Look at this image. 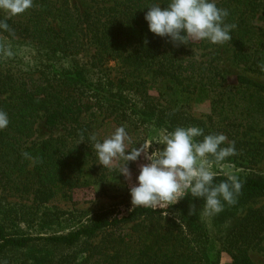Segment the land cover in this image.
I'll return each instance as SVG.
<instances>
[{"label": "trees", "instance_id": "trees-1", "mask_svg": "<svg viewBox=\"0 0 264 264\" xmlns=\"http://www.w3.org/2000/svg\"><path fill=\"white\" fill-rule=\"evenodd\" d=\"M90 2L80 12L67 0H33L14 16L0 11L8 25L0 28V110L9 117L0 129V264H221L222 252L229 264H252L249 249L264 248V203L254 205L264 194V87L243 76L226 85L211 50L203 53L213 45L207 40L174 44L151 33L147 6L165 0ZM216 3L235 25L225 42L234 60L264 73L263 2ZM189 99L209 112L193 114ZM40 117L65 133L33 140ZM112 123L224 134L221 146L236 149L224 162L241 168L236 202L207 219L203 201L190 195L164 210L135 207L119 216L50 206L79 187L93 127ZM215 170V183L226 179ZM75 214L88 216L65 234L19 228Z\"/></svg>", "mask_w": 264, "mask_h": 264}, {"label": "clouds", "instance_id": "clouds-1", "mask_svg": "<svg viewBox=\"0 0 264 264\" xmlns=\"http://www.w3.org/2000/svg\"><path fill=\"white\" fill-rule=\"evenodd\" d=\"M161 4L152 3L144 14L148 30L159 37L185 45L200 40L222 45L232 39L235 25L225 23L228 10L217 7L216 0H165V6ZM32 6L33 0H0V10L8 16L21 14ZM0 28L7 29V23L0 20ZM8 124V114L0 110V129ZM197 137L202 139L198 141ZM92 139L97 162L106 168L117 166L125 178L130 177L126 162L137 160L142 153L148 161L140 166L136 183L129 188L131 209L164 210L190 195L203 201V214L211 217L220 213L225 204H234L241 191L238 177L227 170L223 171L226 179L215 183V169L236 151L234 142L221 146L226 141L222 133L205 134L196 126H178L155 138L162 147L151 152V141L129 150L130 137L123 126L102 141L95 136ZM195 212L190 207L189 215Z\"/></svg>", "mask_w": 264, "mask_h": 264}, {"label": "rangeland", "instance_id": "rangeland-1", "mask_svg": "<svg viewBox=\"0 0 264 264\" xmlns=\"http://www.w3.org/2000/svg\"><path fill=\"white\" fill-rule=\"evenodd\" d=\"M70 7L74 11L85 10L90 5V0H67ZM263 2L264 0H259ZM5 12L4 10H0ZM211 50L212 59L214 63L218 64L222 70L225 84L231 88H234L238 84V77L243 76L254 83L264 87V73L260 71H251L247 69L243 64L238 63L234 60L232 51L229 46L224 43L222 45L213 44L212 47L203 50V53H207ZM201 52V51H200ZM109 66H115V61H109ZM113 71H116L113 70ZM246 86H254L252 84H245ZM262 93L264 91L261 90ZM189 111L195 115H204L209 112V107L204 103L195 102L193 99L187 101ZM124 126L118 123H112L109 127H98L92 129V135L96 137V140L102 141L107 136H110L117 127ZM36 132L32 137L35 141H41L44 138L52 135L59 136L65 133L63 125L56 127H49L45 124L44 118L40 117L37 119ZM129 137L130 143L128 144L129 150L140 147L141 144L153 142L152 146L149 148V152L155 151L161 148L162 145L155 143V138H157L164 131L160 129H154L147 126L139 125V127L133 128L132 126L125 127ZM105 131V132H104ZM102 138V140L100 139ZM94 144V142H93ZM86 149L85 152H91L88 157V162L86 167L83 169V177L81 179L79 187L71 191L70 196L58 195L53 200L50 201L49 205L57 207L60 209L68 210H83L90 214L95 211L105 210L111 212L112 216H119L126 214L131 209L129 188L136 183V176L138 175L139 168L141 165L146 164L148 161L144 158V154L135 161L126 162V166L129 169L130 177L125 178L122 174L118 173L119 168L117 166L102 167L97 162V157L95 150L93 148ZM127 151V150H126ZM95 154V155H93ZM117 163H120L119 161ZM219 171L227 170L235 174L237 177L241 173V168L236 167L234 164L224 162L222 166L218 167ZM258 169L264 173V162L258 165ZM264 203V194L260 197L255 198L254 205L259 206ZM88 214H75L72 217H62L58 220H53L49 224H42V226H37L36 221L32 224H19V228L24 230L28 234H65L70 230L79 227L85 220ZM204 218H209L205 216ZM264 245V239L261 243ZM249 255L252 264H264V248L254 247L249 249ZM221 264H229L230 257L227 253L222 252L220 254Z\"/></svg>", "mask_w": 264, "mask_h": 264}]
</instances>
